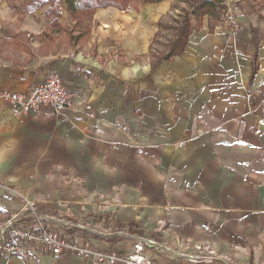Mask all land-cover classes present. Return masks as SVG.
I'll list each match as a JSON object with an SVG mask.
<instances>
[{"label": "crops", "instance_id": "crops-1", "mask_svg": "<svg viewBox=\"0 0 264 264\" xmlns=\"http://www.w3.org/2000/svg\"><path fill=\"white\" fill-rule=\"evenodd\" d=\"M57 1L62 15L48 17L0 0V92L55 72L75 97L22 118L0 99V225L32 220L23 195L48 228L82 240L89 220L112 233L88 236L99 249L124 251L134 235L171 249L156 262L187 264L179 252L207 244L218 258L203 264H264V0H226L236 39L222 12L204 15L183 54L154 68L153 42H168L187 0L100 6L90 27ZM0 264L96 263L0 250Z\"/></svg>", "mask_w": 264, "mask_h": 264}, {"label": "built area", "instance_id": "built-area-1", "mask_svg": "<svg viewBox=\"0 0 264 264\" xmlns=\"http://www.w3.org/2000/svg\"><path fill=\"white\" fill-rule=\"evenodd\" d=\"M222 6V18L228 27L229 35L236 39L241 24L237 20L235 8L226 0L222 2ZM0 99L11 104L13 113L19 118L38 111L42 107L48 113L62 114L64 110L75 105L74 93L66 86L63 78L55 72L50 73L44 81L24 92L1 91ZM85 107L90 108V105L87 104ZM21 198L24 200V211L32 215V220L27 223L22 222L20 213H15L0 225V250L3 255L10 256L17 253L27 255L29 251L58 255L65 251L86 258L91 257L96 264H166L156 262L154 254H168L171 249L153 238L133 235L134 240L124 251L99 249L93 245L88 236L78 240V236L73 233L48 228L45 216L40 214L36 201L23 195ZM78 226L84 234H112L107 230H102V227L91 225L89 220ZM180 246L187 248L185 241H180ZM179 254L187 264H203L218 258V253L207 244L195 245L193 250L179 252Z\"/></svg>", "mask_w": 264, "mask_h": 264}, {"label": "trees", "instance_id": "trees-1", "mask_svg": "<svg viewBox=\"0 0 264 264\" xmlns=\"http://www.w3.org/2000/svg\"><path fill=\"white\" fill-rule=\"evenodd\" d=\"M67 9L69 10L71 17L76 20V24L83 25L87 24L90 27V23L95 15V12L100 6L118 5L127 6L129 0H126L123 5L118 0H65ZM146 2L159 1V0H145ZM221 0H187V8H183L182 13L177 19H173L174 25L172 28L171 38L167 43H163L161 48L156 45L160 41L158 37L154 40L151 51H152V66L157 65L164 61L180 56L185 51L190 34L194 31L197 26L201 24V19L204 15H209L213 20L219 19L223 6ZM46 15L56 17L62 15V7L57 0H27L25 4V10H36L38 8L46 7ZM52 25L57 29H60L58 21L55 19ZM164 27V25H163ZM69 34L72 33L69 30ZM81 37V36H80ZM78 39V36H74ZM130 226V225H129ZM130 231L133 232V227L130 226ZM85 236H91L90 233H86Z\"/></svg>", "mask_w": 264, "mask_h": 264}, {"label": "rangeland", "instance_id": "rangeland-1", "mask_svg": "<svg viewBox=\"0 0 264 264\" xmlns=\"http://www.w3.org/2000/svg\"><path fill=\"white\" fill-rule=\"evenodd\" d=\"M8 2L14 7L16 6L18 9L23 10L25 8V4L27 0H8ZM160 46V45H158ZM161 47V46H160Z\"/></svg>", "mask_w": 264, "mask_h": 264}]
</instances>
